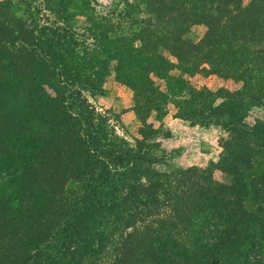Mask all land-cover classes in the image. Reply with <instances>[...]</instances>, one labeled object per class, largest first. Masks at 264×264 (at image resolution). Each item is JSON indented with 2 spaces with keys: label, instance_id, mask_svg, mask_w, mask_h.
<instances>
[{
  "label": "trees",
  "instance_id": "obj_1",
  "mask_svg": "<svg viewBox=\"0 0 264 264\" xmlns=\"http://www.w3.org/2000/svg\"><path fill=\"white\" fill-rule=\"evenodd\" d=\"M142 4L151 17L139 21L147 37L135 48L105 28L87 46L68 29L36 25L29 7L14 17L0 2V264H264V117L245 121L264 112V0ZM194 25L205 28L201 39H183ZM160 51L183 73L240 84L208 111L226 134L230 162L220 170L230 188L205 169L156 171L148 147L118 138L86 99L112 60L119 78L143 79V98L152 95L149 65L174 64ZM244 219L253 229H238Z\"/></svg>",
  "mask_w": 264,
  "mask_h": 264
},
{
  "label": "rangeland",
  "instance_id": "obj_2",
  "mask_svg": "<svg viewBox=\"0 0 264 264\" xmlns=\"http://www.w3.org/2000/svg\"><path fill=\"white\" fill-rule=\"evenodd\" d=\"M247 1L243 0V3L246 4ZM0 2L11 6L14 17L23 15L25 9L29 7L35 14L36 25L68 29L87 46L94 44L91 32L106 33L103 31L105 28L110 37L126 36L132 41L129 44L138 48L140 39L147 37L146 32L140 31L146 25L139 21L151 17L144 12L142 0H0ZM92 24L98 25V28L95 29ZM204 31L202 25L191 26L183 39L197 42ZM144 45L152 47L149 40ZM160 53L174 64L164 70H159L155 64L149 65L146 78L149 85L152 84V89L162 94L159 98L153 94L151 87L152 95L143 98L142 95L146 94L142 93L143 79L139 78L134 82L130 76L126 79L119 78L115 74L117 63L112 60L108 62L101 91L92 95L85 93L86 99L98 113L108 119L118 138L124 139L131 146L134 140H137L142 146L148 147L146 156L156 158L157 163L152 165L156 171L164 173L172 171L175 174L177 170L205 169L211 173L214 181L230 188V177L220 170L230 162L228 156L222 153L219 144L221 139H226V134L220 125L208 116V111L221 102L228 101L240 89V84L217 75H207L205 72L183 73L179 67H174L176 63L171 56L164 51ZM137 58L143 63L137 62V66H142L148 61L145 54ZM125 69L126 67H123L121 71ZM164 74L168 77L181 78L184 84H179L171 78L163 79ZM149 85H146L145 89L149 88ZM190 111H195V114L190 116ZM263 117V110L254 108L245 121L251 125L253 119ZM199 118L201 124L197 122ZM243 145L250 147L248 143ZM243 145L237 146L236 150ZM239 191L237 188L234 192ZM238 198L229 196L228 201L237 202ZM248 199L247 193L243 209L251 211L254 206ZM262 217L264 218V212ZM252 227L253 225L245 219L238 225V229L242 230H251ZM260 231L264 232V225L260 227ZM87 262L88 258L83 260L84 264Z\"/></svg>",
  "mask_w": 264,
  "mask_h": 264
}]
</instances>
